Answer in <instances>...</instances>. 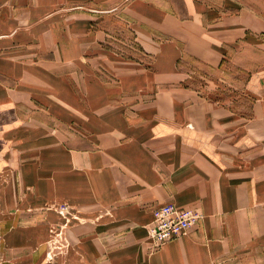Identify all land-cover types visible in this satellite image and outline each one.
Returning a JSON list of instances; mask_svg holds the SVG:
<instances>
[{
  "label": "crops",
  "instance_id": "0c3cea01",
  "mask_svg": "<svg viewBox=\"0 0 264 264\" xmlns=\"http://www.w3.org/2000/svg\"><path fill=\"white\" fill-rule=\"evenodd\" d=\"M81 3L119 10L144 57L103 46L90 61L34 55L40 36L54 48L51 6ZM232 67L253 96L245 125L190 80ZM35 147L41 164L16 180L29 198L62 197L93 218L69 232L86 264H264V0H0V168L6 150ZM168 201L202 216L155 246L152 211ZM109 229L123 231L115 243Z\"/></svg>",
  "mask_w": 264,
  "mask_h": 264
},
{
  "label": "rangeland",
  "instance_id": "374dc122",
  "mask_svg": "<svg viewBox=\"0 0 264 264\" xmlns=\"http://www.w3.org/2000/svg\"><path fill=\"white\" fill-rule=\"evenodd\" d=\"M109 7L111 6L84 3L51 6V9H54L51 12H54L52 17L55 18L56 30L54 48H50V38L40 36L37 38L36 46L33 47L37 53L33 54L37 55L40 60L46 59L47 56L54 57L53 59L56 61L72 60L82 55L87 57V61H90L94 53L101 50L100 46H103V55H106L107 51H114L118 54L123 52L135 57L143 56L141 50L131 40V32L126 21L120 17L119 10L116 14V11L108 10ZM83 18L85 24L82 23ZM68 23L76 29L68 31ZM95 24L99 29L97 37L101 36V41L95 37ZM78 27L81 30H78ZM84 38H86L85 41H83ZM79 48H81V54H79ZM150 59L146 54V62ZM186 64L189 68L195 67L192 63ZM197 71L206 74L203 70L198 69ZM210 74L212 76H195V78L190 79L193 87L201 91L203 93L201 95H207L212 106H214L213 104L222 106L225 104V109L233 110L234 114L236 113L232 118L237 117L240 120L239 124L245 125L243 123L245 121L240 119L241 115L247 117L251 116L253 112V96L244 90L245 86L243 85V80L247 75L246 71L232 67L225 69L224 72L217 71L215 73L210 72ZM195 75L199 74L196 73ZM205 104L208 103L205 102ZM208 105L210 106V104ZM174 106H178V104L175 103ZM36 110L35 115L41 121H46V118L50 116L42 104H39ZM226 123L230 126L229 131L234 126H238V124ZM28 127L24 123L22 127L24 134L29 130ZM51 132L50 135H53L54 139L60 140L56 130ZM225 138L229 140V134L222 137V139ZM11 150H6L3 157L9 159V163L0 168V264L26 263V259H29L33 252L41 253V260L38 263L86 264L82 261L80 245L70 240L69 232L77 235L79 232H86V228L74 230L73 227L87 224V221L92 222L89 219L93 218L82 216V209L79 206L69 203L62 197L52 200V198L47 199L43 194L38 201L36 198H29L28 194L34 193V189L28 187L22 190L19 181L16 180V173L21 175V167L30 161H32L33 166L34 160L41 164L44 151L35 147L15 149L11 154ZM168 203L175 205L173 201H168ZM108 210V207L104 208L103 216L113 218V212ZM144 225L146 231L149 223ZM122 232L121 230L112 231L109 229L106 238L109 242L115 243L116 237ZM14 236L18 242L17 245L13 243ZM144 237L146 239V234ZM40 239L44 241L41 242ZM113 245L109 244V246Z\"/></svg>",
  "mask_w": 264,
  "mask_h": 264
},
{
  "label": "built area",
  "instance_id": "2783aa9c",
  "mask_svg": "<svg viewBox=\"0 0 264 264\" xmlns=\"http://www.w3.org/2000/svg\"><path fill=\"white\" fill-rule=\"evenodd\" d=\"M152 214L148 235L155 246L182 236L202 216L196 207L179 208L171 203L156 206Z\"/></svg>",
  "mask_w": 264,
  "mask_h": 264
}]
</instances>
